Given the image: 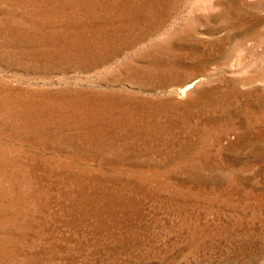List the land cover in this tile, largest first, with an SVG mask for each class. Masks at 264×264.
I'll return each instance as SVG.
<instances>
[{
  "label": "rangeland",
  "instance_id": "1",
  "mask_svg": "<svg viewBox=\"0 0 264 264\" xmlns=\"http://www.w3.org/2000/svg\"><path fill=\"white\" fill-rule=\"evenodd\" d=\"M0 264H264V0H0Z\"/></svg>",
  "mask_w": 264,
  "mask_h": 264
}]
</instances>
